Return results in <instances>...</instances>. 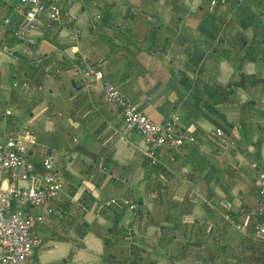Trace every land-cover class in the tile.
<instances>
[{
  "label": "crops",
  "instance_id": "obj_1",
  "mask_svg": "<svg viewBox=\"0 0 264 264\" xmlns=\"http://www.w3.org/2000/svg\"><path fill=\"white\" fill-rule=\"evenodd\" d=\"M17 5L0 0V140L29 127L36 174L50 155L63 176L54 200L25 208L43 216L29 261L123 264L137 247L140 264H264V239L251 235L264 169V115L251 108L264 110V0H74L32 42L12 35ZM86 64L154 122L176 115L195 141L150 164L101 85L83 91ZM7 184L27 182L12 169L0 173ZM114 223L127 235L117 250ZM199 227L202 244L185 252Z\"/></svg>",
  "mask_w": 264,
  "mask_h": 264
},
{
  "label": "built area",
  "instance_id": "obj_2",
  "mask_svg": "<svg viewBox=\"0 0 264 264\" xmlns=\"http://www.w3.org/2000/svg\"><path fill=\"white\" fill-rule=\"evenodd\" d=\"M74 0H18L16 11L22 20L13 31L15 39L32 42V32L44 21H59ZM214 2L212 1V4ZM82 89L91 92L92 85L99 83L103 100L119 107L123 117V127L128 133L138 132L146 143L145 156L150 164L159 161L160 151L176 152L184 142H194L192 134L178 129L179 118L170 116L166 121L157 123L136 109L128 99L109 80L96 65L86 64L80 72ZM221 135L220 129L216 130ZM35 143L32 129L24 126L20 133L0 140V173L15 169L26 186L5 185L0 187V264H60L59 262L33 263L29 259L34 247L41 244V238L32 233V225L43 220L42 215L25 212L28 206L45 205L54 200L63 185L60 170L53 166V157L44 155L40 167L44 171L39 177L36 165L27 158V149ZM257 167V165H253ZM257 190L260 197L257 207L258 219L251 235L264 239V169L257 174ZM112 199L110 203H114ZM124 204L129 202L123 200ZM131 209L134 205H129Z\"/></svg>",
  "mask_w": 264,
  "mask_h": 264
},
{
  "label": "trees",
  "instance_id": "obj_3",
  "mask_svg": "<svg viewBox=\"0 0 264 264\" xmlns=\"http://www.w3.org/2000/svg\"><path fill=\"white\" fill-rule=\"evenodd\" d=\"M216 90H217V88H215L212 91L211 96H214ZM170 203H171V205L175 206V203H173V202H170ZM176 223H175V225H176ZM115 226L116 225L114 223L110 228H108V233H111L113 235V239H110L109 238L108 241H107V243H108V245H111V246L116 245V247H115L116 249L115 250H117V248L119 246L118 244L120 243V241L125 240V238H126L127 235L125 234V230L123 228H117V227L115 228ZM203 234L204 233L200 230V227H199V229L197 230V233L195 234V241H193V242L188 243L187 245H185V250L184 251L185 252L187 251L189 245H194V246L201 245L202 244V241L201 240H202V235ZM208 234L209 233L207 232L205 236H208ZM211 236L213 238L214 233H212ZM138 251L139 250H138L137 247L136 248L135 247L134 248L131 247L130 249H128V253H127V251H125L126 252L125 254H127V255H125V257L123 258V260L122 261H119V262L120 263H123V264H140V260H142V259H139L138 260L136 258V255L139 254V253L137 254ZM140 251H142V250H140ZM112 257H113V255H112ZM169 261H171V257L169 258Z\"/></svg>",
  "mask_w": 264,
  "mask_h": 264
},
{
  "label": "water",
  "instance_id": "obj_4",
  "mask_svg": "<svg viewBox=\"0 0 264 264\" xmlns=\"http://www.w3.org/2000/svg\"><path fill=\"white\" fill-rule=\"evenodd\" d=\"M251 108H252L255 112L264 115V110H263V109H258V108H256V107H254V105H251Z\"/></svg>",
  "mask_w": 264,
  "mask_h": 264
},
{
  "label": "rangeland",
  "instance_id": "obj_5",
  "mask_svg": "<svg viewBox=\"0 0 264 264\" xmlns=\"http://www.w3.org/2000/svg\"><path fill=\"white\" fill-rule=\"evenodd\" d=\"M191 250H192V252H193V254L192 255H196V253H197V248H194V247H191Z\"/></svg>",
  "mask_w": 264,
  "mask_h": 264
}]
</instances>
